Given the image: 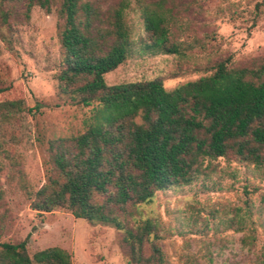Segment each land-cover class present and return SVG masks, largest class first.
Here are the masks:
<instances>
[{
  "label": "rangeland",
  "instance_id": "374dc122",
  "mask_svg": "<svg viewBox=\"0 0 264 264\" xmlns=\"http://www.w3.org/2000/svg\"><path fill=\"white\" fill-rule=\"evenodd\" d=\"M89 1L103 15L119 2L126 4L129 54L104 74L107 85L158 78L171 90L210 75L221 60L229 59V67L264 62V0ZM156 2L163 3L170 39L180 53L140 43L147 39L141 8ZM49 4V10L36 4L27 10L25 0L0 2V102L24 103L10 119L0 118V242L27 238L30 256L58 246L74 264H129L121 231L75 218L65 207L49 212L30 207L51 167L50 142L85 131L99 107L79 104L57 89L63 19L60 0ZM199 168L190 183L129 207L130 224L153 222L163 264H264V165L228 151L203 159ZM150 252L146 243L144 254Z\"/></svg>",
  "mask_w": 264,
  "mask_h": 264
},
{
  "label": "trees",
  "instance_id": "16d2710c",
  "mask_svg": "<svg viewBox=\"0 0 264 264\" xmlns=\"http://www.w3.org/2000/svg\"><path fill=\"white\" fill-rule=\"evenodd\" d=\"M20 1L0 0L4 6ZM25 1L27 10L35 4L49 10L50 0ZM162 4L141 8L147 39L140 43L177 54ZM125 8L122 1L103 15L89 0H60L57 89L79 104L99 107L85 131L50 142L51 167L30 207L39 212L65 207L75 218L110 225L123 233L129 264H163L155 225L150 219L130 224L128 208L150 201L157 191L190 183L205 158L233 151L264 165V62L229 67V59L221 60L210 75L171 90L158 78L107 85L104 74L129 54ZM23 104L0 102V118L10 119ZM27 242H0V264H74L58 246L30 256Z\"/></svg>",
  "mask_w": 264,
  "mask_h": 264
}]
</instances>
